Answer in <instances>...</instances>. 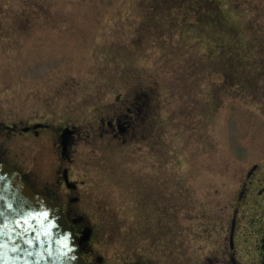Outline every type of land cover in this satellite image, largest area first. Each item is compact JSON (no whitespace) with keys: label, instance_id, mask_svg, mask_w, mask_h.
I'll return each mask as SVG.
<instances>
[{"label":"rangeland","instance_id":"374dc122","mask_svg":"<svg viewBox=\"0 0 264 264\" xmlns=\"http://www.w3.org/2000/svg\"><path fill=\"white\" fill-rule=\"evenodd\" d=\"M136 103L146 118L135 136L106 134L101 121ZM0 123L50 127L0 133V161L40 187L69 168L95 264H208L234 219L240 261L245 238L255 257L264 0H0ZM65 127L80 132L69 164Z\"/></svg>","mask_w":264,"mask_h":264},{"label":"water","instance_id":"95a60500","mask_svg":"<svg viewBox=\"0 0 264 264\" xmlns=\"http://www.w3.org/2000/svg\"><path fill=\"white\" fill-rule=\"evenodd\" d=\"M72 133L65 129L60 137L64 154ZM65 179L73 185L67 173ZM91 232H83L86 240ZM80 247L59 203L30 188L13 166L0 163V264H88Z\"/></svg>","mask_w":264,"mask_h":264},{"label":"flooded vegetation","instance_id":"af4514ba","mask_svg":"<svg viewBox=\"0 0 264 264\" xmlns=\"http://www.w3.org/2000/svg\"><path fill=\"white\" fill-rule=\"evenodd\" d=\"M144 105V104H143ZM144 106H142L140 103H136L133 109L132 107H129L127 109L126 114L124 115H117L114 116L113 118L109 119L108 121L102 120V126H106L107 128H104L106 134H111L113 139L121 141L122 143H127L128 137L130 135L135 136V131L137 129V123L140 121L145 120L146 115L144 114ZM37 125H42V127H39L35 129L34 127ZM10 128V129H8ZM49 126L46 124L42 123H35L31 127L29 126H22V125H13V126H7L3 125V123H0V133H8L10 135L18 136V137H23V136H34L36 138L40 137V134L42 131L49 130ZM25 129H29L25 131ZM65 129H70L73 133L71 135V144L68 147L66 153H63V147L61 145V135L58 137V151L60 152L61 159L63 161V164H69L70 163V154H71V148L73 147L75 143V138L80 135L79 129L76 127H65L62 129V132ZM3 162V161H0ZM5 162V161H4ZM9 164V163H8ZM12 165L16 170L22 173L23 175V180L24 182L32 188L35 192L37 193H42L46 194L47 196L53 198L56 200L59 205L61 206L65 218L69 222V225L71 226L75 236L77 237L78 243L81 244L80 247V253L83 259L89 263V264H95V262L91 261V258L93 256V249L91 247V240H92V235H93V228L87 221V219L82 216V215H77L74 209V205L79 202V197L77 196H72L68 197L70 195V192H76L78 190V184L76 181H73L70 178V171L68 167H58V170L56 171L57 174V180L55 181V185H50L47 183L46 185H42L40 187L39 184L36 183V181L32 180V177H29L26 175L24 172H22L16 165ZM65 173H67L69 182H71L73 185L70 187L66 183L65 179ZM53 186V187H52ZM55 187V188H54ZM65 188L68 191V194L64 196L63 199L59 198L57 196L58 191H61L62 188ZM252 223V222H251ZM260 224V223H258ZM86 228H91V238L89 240H86V237L83 235V232H85ZM237 231V219H234L232 222V227H231V233L229 234V237L227 240L229 243L228 250L226 249L224 253V257L221 258H209L207 263L208 264H263L264 260V237L261 238L259 247L257 248L258 255L253 257L254 253V245L251 243L252 240L248 239L244 241V245H242L243 250L245 251L244 255L241 256L242 261H240L238 255V242L235 239V234ZM254 233V232H253ZM251 234V233H250ZM243 235H247L244 233ZM85 238V240H83ZM227 236L225 237V239ZM253 245V246H252ZM228 252V254H227ZM97 263L101 262V258H98Z\"/></svg>","mask_w":264,"mask_h":264}]
</instances>
